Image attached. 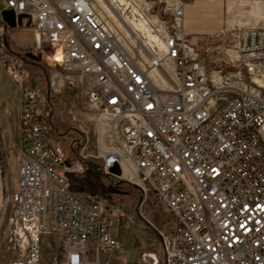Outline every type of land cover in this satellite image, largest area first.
<instances>
[{
	"label": "built area",
	"instance_id": "1",
	"mask_svg": "<svg viewBox=\"0 0 264 264\" xmlns=\"http://www.w3.org/2000/svg\"><path fill=\"white\" fill-rule=\"evenodd\" d=\"M190 1L160 0L169 15L163 61L125 45L91 0H0V12L24 15L14 30L31 29L36 52L48 61L61 52L43 82L0 43V68L19 97L22 152L14 202L23 234L8 237V248H23L15 243L21 239L27 252V259L0 264H40L51 235L57 264H112L102 258L114 253L130 264L112 233L118 206L76 192L68 178L84 173L93 138L83 128L72 142L78 152L70 160L62 155L51 102L65 84L82 87L106 129L90 154L100 159V173L135 185L143 203L152 197L170 213L150 252L155 259L142 253L140 264H264V27L188 34ZM208 45L223 64L205 59ZM116 164L120 175L110 172ZM5 189L2 179L0 199Z\"/></svg>",
	"mask_w": 264,
	"mask_h": 264
},
{
	"label": "rangeland",
	"instance_id": "2",
	"mask_svg": "<svg viewBox=\"0 0 264 264\" xmlns=\"http://www.w3.org/2000/svg\"><path fill=\"white\" fill-rule=\"evenodd\" d=\"M127 3L123 4L120 0H113V6L119 14L124 18L134 19L140 17V13H143L147 18H156L153 23L154 32L163 34L164 20L169 19V15L164 12V3L160 0H126ZM1 8V5H0ZM104 17L108 16L106 8H99ZM1 25V24H0ZM120 31L124 32V27L116 25ZM7 43L9 48L23 56L27 62V68L32 75H41L42 81L51 76V72L55 70V64L53 60H47V57L43 55L41 61L26 57L28 52L38 54L32 46L34 33L31 29L21 28L19 30L9 29L5 32ZM221 45L223 42L218 41ZM47 51L51 54V48H47ZM203 56L207 60L217 59L219 63L220 57L213 51V45H208L204 48ZM52 65V69L49 68V64ZM239 65H233L234 68ZM1 72L6 74L1 68ZM14 87V86H13ZM85 95L82 87L74 84L69 86L65 84L61 92L52 95V105L54 106V115L58 118V122L55 123V127L61 126L60 136H57V144L60 148L62 155L70 160L74 157L75 152H78L77 146L72 149V142L76 138L82 139L83 128L91 131L93 138V144L88 146L84 151L87 156L85 159V171L81 174L68 175L71 181L72 188L85 196L92 194L102 198H107L115 206L120 209V215L115 218L113 226V234L120 239L123 254L127 258L130 264H140L142 260L141 253L153 252V245L159 241L158 230L164 231L171 224L170 213L154 198H147L143 203V197L140 191L131 184L121 182L114 177H106L100 171H96L94 166L88 164V161L98 164L99 158L90 156L94 154L96 148V138L99 131L106 130L102 125H98L96 119L98 114L96 111L90 109L85 104ZM58 128V127H57ZM92 169V173L87 172V168ZM63 170V169H61ZM181 188V187H179ZM20 224V223H19ZM21 226V224L19 225ZM6 232V231H5ZM1 231L0 233V248H6L7 233ZM47 241V242H45ZM22 240L20 241V244ZM54 254L55 237H44L42 244V252L44 249ZM19 249V245L17 247ZM118 253L111 254L110 256H103L102 260L108 258L112 259V264H121L116 257Z\"/></svg>",
	"mask_w": 264,
	"mask_h": 264
},
{
	"label": "crops",
	"instance_id": "3",
	"mask_svg": "<svg viewBox=\"0 0 264 264\" xmlns=\"http://www.w3.org/2000/svg\"><path fill=\"white\" fill-rule=\"evenodd\" d=\"M246 27H264V1L191 0L185 6L184 28L188 34L209 38L215 34ZM4 35V27L0 25V43H4ZM0 158L2 164L1 176L6 184V189L0 199V233L1 231H6L5 233H7L8 238L16 233L23 234L22 225L19 226L21 223L16 221L14 202V195L19 185L22 152L20 149L18 93L13 87L11 79L7 74L1 72V70ZM88 164L94 166L96 171L99 170L96 163L88 161ZM86 170L89 174L92 173V169L89 167ZM2 179L0 178V189ZM17 240L15 243L19 244L21 239ZM8 244L6 248H0V261L9 262L13 259H27L26 242L24 240L21 243V247L23 248L19 247L17 249V245L15 249H11L8 248ZM55 247L54 254L48 252L46 248L44 249L40 264H57L55 257L59 256V249L56 237Z\"/></svg>",
	"mask_w": 264,
	"mask_h": 264
},
{
	"label": "bare ground",
	"instance_id": "4",
	"mask_svg": "<svg viewBox=\"0 0 264 264\" xmlns=\"http://www.w3.org/2000/svg\"><path fill=\"white\" fill-rule=\"evenodd\" d=\"M92 3L99 8H106L108 16L106 20L110 21L114 26L124 27V32L120 31L122 40L129 48H136L143 57L156 55L159 59L165 60L164 35L154 32L153 23L156 18H147L143 13L140 17L134 19L123 18L113 6V0H91ZM126 4V0H120ZM105 16V15H104ZM200 40V39H199ZM61 59V52L58 50L53 56L54 61ZM258 80V79H257Z\"/></svg>",
	"mask_w": 264,
	"mask_h": 264
},
{
	"label": "water",
	"instance_id": "5",
	"mask_svg": "<svg viewBox=\"0 0 264 264\" xmlns=\"http://www.w3.org/2000/svg\"><path fill=\"white\" fill-rule=\"evenodd\" d=\"M23 18H24V15H19L17 18L15 15V12L12 9H4L0 12V24L3 25L5 32H7L9 29L16 28L17 19H18V24L21 26L23 24ZM27 25L29 26L30 22H28ZM4 45L6 47H9V45L7 43V38L5 37V35H4ZM26 57L34 59V60L39 62L43 59V54L41 52H39L38 54H35L33 52H28L26 54ZM34 85H35V82L33 81L32 86H34ZM110 172L117 174V175H120L121 169H120L119 165L116 164L110 168ZM104 175L106 177H110L108 174H104ZM121 182L126 183V181H124V180H119V183H121ZM132 186L136 187L135 185H132ZM145 255H148V256L155 259V254H153V253H145Z\"/></svg>",
	"mask_w": 264,
	"mask_h": 264
}]
</instances>
